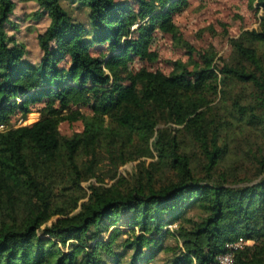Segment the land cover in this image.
Returning a JSON list of instances; mask_svg holds the SVG:
<instances>
[{
	"label": "trees",
	"instance_id": "trees-1",
	"mask_svg": "<svg viewBox=\"0 0 264 264\" xmlns=\"http://www.w3.org/2000/svg\"><path fill=\"white\" fill-rule=\"evenodd\" d=\"M64 1L0 0V264H214L240 238L249 244L234 264H264V143L246 150L250 170L227 173L220 132L235 124L264 134V0H250L258 27L228 39L230 61L203 53L170 75L130 64L154 60L156 30L175 36L180 0ZM18 5L35 7L23 19L48 21L35 63L16 37ZM231 83L251 91L234 94ZM216 91L231 99L228 120L210 107ZM44 101L39 121L9 124ZM81 105L93 122L58 139L52 131L68 120L59 114ZM183 134L204 158L202 174Z\"/></svg>",
	"mask_w": 264,
	"mask_h": 264
},
{
	"label": "rangeland",
	"instance_id": "rangeland-1",
	"mask_svg": "<svg viewBox=\"0 0 264 264\" xmlns=\"http://www.w3.org/2000/svg\"><path fill=\"white\" fill-rule=\"evenodd\" d=\"M117 1L129 2L134 8H137V0ZM64 2L66 3L68 0ZM255 4L256 1L252 3L250 0H180L176 3L172 15V23L176 30L175 36L156 30L150 45V52L155 54L154 60L134 59L130 64L131 71L133 73L139 70L160 71L165 75H170L175 71L176 62H180L188 70H191L195 63L200 62L199 54L203 53H208L214 62L218 58L230 61L232 50L228 39L237 38L243 31L258 27L261 12ZM74 6L71 5L67 12H71L72 17H76L86 29H89L90 24L86 11L75 9ZM34 10L35 7L31 5H24L21 8L18 5L15 15H21L16 37L27 45V49L30 51L27 58L35 63L38 61L36 35L46 28L48 21L45 17L35 21H27L26 18H22V15H32ZM12 20L16 21L15 18ZM183 43L192 48L194 51L192 55H189V51L185 49ZM101 54H104V50L101 51ZM228 88L234 94L241 90L248 93L251 91L238 83H231ZM207 99L210 107L213 108L215 117H218L219 120H226L225 110L227 108L230 110L231 99L230 102L223 103L219 91L208 94ZM48 106L51 105L46 101L34 105L26 118L15 114L10 117L9 124L12 128L29 126L49 112ZM54 107L56 110L58 109L56 105ZM59 115L68 118V120L61 121L52 131L58 139L70 138L73 134L82 132L84 124L93 122V114L87 106L71 107ZM20 120L24 121L23 124L20 123ZM240 126L242 125L233 124L226 127L222 125L220 129L223 136L221 140L224 139L227 148L225 161L227 173L236 172L239 174L241 172L245 174L250 170V165L245 157L246 150L255 141L264 143V134H261L256 128ZM179 140L182 150L190 154L193 159L192 166L195 174H202L204 158L197 150L196 145L186 134L180 135ZM132 165L135 163L128 164L120 168L119 171L129 170ZM105 183H108V180H105ZM87 185L88 182L83 183V189L87 190ZM121 229L124 230L123 226Z\"/></svg>",
	"mask_w": 264,
	"mask_h": 264
},
{
	"label": "built area",
	"instance_id": "built-area-1",
	"mask_svg": "<svg viewBox=\"0 0 264 264\" xmlns=\"http://www.w3.org/2000/svg\"><path fill=\"white\" fill-rule=\"evenodd\" d=\"M23 120L20 123L23 124ZM2 126H0V130ZM249 242L243 239H238L233 242L227 243L224 247L223 253L217 256L214 264H234V256L237 251L242 250Z\"/></svg>",
	"mask_w": 264,
	"mask_h": 264
}]
</instances>
